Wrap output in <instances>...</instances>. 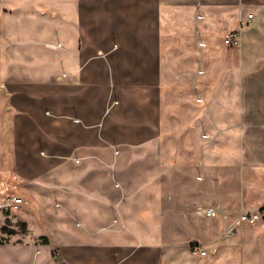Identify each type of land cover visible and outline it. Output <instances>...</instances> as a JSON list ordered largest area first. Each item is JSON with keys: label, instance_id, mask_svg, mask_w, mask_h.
<instances>
[{"label": "crops", "instance_id": "1", "mask_svg": "<svg viewBox=\"0 0 264 264\" xmlns=\"http://www.w3.org/2000/svg\"><path fill=\"white\" fill-rule=\"evenodd\" d=\"M0 173V264H226L163 234L264 199V0H0Z\"/></svg>", "mask_w": 264, "mask_h": 264}, {"label": "rangeland", "instance_id": "2", "mask_svg": "<svg viewBox=\"0 0 264 264\" xmlns=\"http://www.w3.org/2000/svg\"><path fill=\"white\" fill-rule=\"evenodd\" d=\"M234 177H238V170L233 168ZM195 180L199 182L202 178L201 170H194L193 172ZM199 206H194L193 212L196 217L203 218V226L207 230H211V226L217 223H224L225 229L221 234L214 232L201 234L199 230L202 224L198 223L191 224L185 231L181 232H167L163 234L168 244H173L178 241H183L188 249L192 253H198L200 256V263L205 260H209L217 257H225L227 260L226 264H264V218L254 223H241L240 230H236L231 234L230 228L235 226L236 215L234 211L226 209H216V215L213 217H206L199 215L196 210ZM237 210L243 209L241 206L236 208ZM264 217V216H263ZM201 226V227H200ZM203 228V227H202ZM217 241L212 246H207L208 242L212 239ZM234 242V245H221V241ZM232 244V243H231ZM205 246V247H203ZM152 260L159 259V253L147 254ZM252 260V261H251ZM207 264H211L208 261Z\"/></svg>", "mask_w": 264, "mask_h": 264}, {"label": "built area", "instance_id": "3", "mask_svg": "<svg viewBox=\"0 0 264 264\" xmlns=\"http://www.w3.org/2000/svg\"><path fill=\"white\" fill-rule=\"evenodd\" d=\"M252 18L251 13H247L246 20H250ZM239 39V33L237 30H231L224 36V42L229 45L237 44ZM5 179L0 173V212H8L11 208H15L20 206L21 204H25L26 200L23 199L20 195L16 194L11 189H8L5 185ZM199 215L206 217H213L216 215V209L209 206H199L196 210ZM264 216V199L261 204L255 208L250 210L241 209L239 210L235 225L239 223H254Z\"/></svg>", "mask_w": 264, "mask_h": 264}, {"label": "water", "instance_id": "4", "mask_svg": "<svg viewBox=\"0 0 264 264\" xmlns=\"http://www.w3.org/2000/svg\"><path fill=\"white\" fill-rule=\"evenodd\" d=\"M234 229H236V227H234Z\"/></svg>", "mask_w": 264, "mask_h": 264}]
</instances>
